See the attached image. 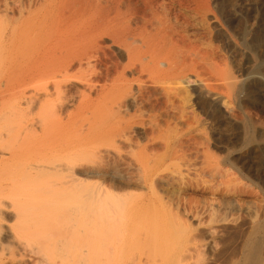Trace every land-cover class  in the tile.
Listing matches in <instances>:
<instances>
[{
  "label": "bare ground",
  "instance_id": "6f19581e",
  "mask_svg": "<svg viewBox=\"0 0 264 264\" xmlns=\"http://www.w3.org/2000/svg\"><path fill=\"white\" fill-rule=\"evenodd\" d=\"M10 3L0 59L7 58L10 74L26 68L28 75L20 74L36 87L14 103L0 97V264H118L130 250L150 253L151 237L139 231L189 220L176 194L190 182L181 170V177L169 174L171 163L190 169L204 157L206 165L216 162L210 172L218 163L237 169L230 151L218 158L213 148L224 123L241 119L252 128L249 109L260 97L229 52L258 42L244 33L255 23L245 12H211L209 0ZM83 12H118L109 18L121 21L118 30L103 19L95 29L90 22L94 41L86 54L75 47L86 40L76 26ZM232 16L239 27H230ZM191 102L215 117L229 110L210 127L206 146L195 134L203 122L187 112ZM17 114L19 124L12 122ZM190 221L187 230L171 221L167 230L191 233L197 225ZM262 224L249 234L240 264H264Z\"/></svg>",
  "mask_w": 264,
  "mask_h": 264
},
{
  "label": "rangeland",
  "instance_id": "374dc122",
  "mask_svg": "<svg viewBox=\"0 0 264 264\" xmlns=\"http://www.w3.org/2000/svg\"><path fill=\"white\" fill-rule=\"evenodd\" d=\"M28 1L29 0H20L19 2L28 3ZM10 2L12 3L15 2L14 3L15 5L20 4L18 3V0H0V30L5 28L7 25L6 12H11L10 10H7ZM12 3H10V5ZM209 6L211 12H231L232 14L236 12L237 16L240 15L238 12H245L251 19V22L255 23L254 28H250L248 26L245 29L244 33L248 39L256 37L258 42L250 45L249 48L236 49V51L233 50L234 52H232L229 49L231 52V53L229 52V54H231L230 59L234 62L233 63L234 67L235 68L240 67L241 69H243L245 75L250 77L253 80V83L255 82L254 84L252 83L253 89L256 92V94L259 95L260 97L258 99L259 101H257L258 104H256L258 105V107L252 106L249 109L251 115V122H253L251 123L252 128L249 131L251 132L252 130V132L251 133L247 132L243 121H241V119H237L235 122H231L230 125L228 126H226L227 124L225 125V123L223 124L224 126L221 124L222 125L220 128L221 131L218 132V134H215V138L218 139L216 147L213 148V151L216 155L215 157L218 158L222 156L224 157L225 153L227 155L228 153L227 151H230L231 152L230 158L232 159L233 164L237 168L235 170L234 168L231 169V167L225 166L224 164L217 162L218 163L217 165L220 164V167L216 166L215 167L216 170L213 169V171L210 172V170L209 171L207 170V168L209 169L208 166L210 165V163H212L214 167V163L216 162L214 160H212L214 162L209 160L210 163H208L209 165L207 164L208 165L207 166L206 162H203L204 157H202V160H198V162H196L197 165L195 167L193 168L191 167L190 169L187 168L186 166L184 167L179 166L180 169H178L176 164L178 162L171 163L173 165L171 166V168L173 167L172 168L173 170L170 168L171 170L169 171L168 169L169 174L178 178L181 176L177 172L181 170L182 175L185 178V182L187 183L190 182L188 185L183 186V188L178 191L179 193L176 194L180 198L179 199L177 197L180 200L179 207L187 211V214L189 215V220L182 219L181 221H176L177 222L176 225H179L178 228H182V227L185 228V224H186L185 222H189L191 220L190 221L191 226L192 225H197V226H192L193 228L191 233L190 231L185 232L183 228V233L185 232L184 233L185 235L184 234L181 235L187 237L186 238L183 237L184 239L183 238L181 239L182 236L180 235L179 237L181 241L179 240V242H177L178 240L171 237L170 235H172V233L167 230L171 228L173 224L175 225V223L172 222V220H164L163 222H165V226L161 221H159V223L161 222L160 223L161 225L157 223L158 227L154 224L150 225L148 227L152 228L153 226H156L153 227L154 228V230H152L153 233L151 232L150 229L149 232L147 228H146V232H144L145 231L144 229H143L144 231L142 230L139 232L140 234L143 233L142 235H145V238L151 237V239L149 238L146 239L149 240L147 241L148 244L151 245V247H153L154 249L147 247L150 250H152L150 253L148 252V250H145L144 247H143L144 250L142 251L134 250L131 252L130 250L129 252L133 254L132 257L130 253L129 254L126 253V255L128 256L124 254V257L122 256L118 264H136V263L137 264H157V263L175 264L173 260L175 261L176 257L178 256L179 258L181 257V259L183 258L182 262L180 261L179 264H240L244 260V254H242L244 253L242 252L244 250L242 249H244L245 247L244 245H246L245 243L247 242V240L250 239L251 235L255 233L254 230L256 228V225L262 224L264 222V78H263L264 76V0H209ZM83 13H81V15H83L82 18L81 16L78 18V19L81 18L80 19L81 21H78L80 25L77 24L76 26L78 30H81V32L82 29L83 31L84 30L86 31L85 33L83 32L82 35L83 37L81 36L82 33L79 32L80 35L78 34V38L79 39L86 38V40L80 39L81 43L79 44L77 43V45L74 46L76 48L78 47V45H81L79 47L83 46L81 48V52L84 50L85 52H82V54H86L89 51L87 49H90L89 47L93 45L91 43V40L94 41L93 35L90 34L92 33L91 31L92 26L94 27L97 24L100 25L101 23H103V21H107V23L104 22V24L108 26L107 28L109 30L112 29L115 30L116 28H117L116 30H118V28L119 29L121 28L120 26L121 21L119 17L117 18L118 21H116L117 20L116 18H115L116 20L111 21V19L114 16L115 17L119 16L118 12H117V16L115 15L116 14L115 12H104V13L83 12ZM105 17L107 20H104ZM237 18L235 16H232L230 27L231 24L233 28H237L240 26V22H238L239 20ZM96 19H98V23H96L97 21ZM100 19H103V21H101ZM94 21L96 25L93 24ZM110 22L113 23L110 24ZM117 22H119L120 24H116ZM84 34H86L89 38ZM86 41L87 43H89L88 45ZM2 43H3V38L0 37V44H1L0 50L2 47ZM83 44L84 45L86 44L85 47ZM226 51H228V48H226ZM3 59H6V61L0 59L1 61H3L0 62V66L5 68L3 69L2 67H0L1 68L0 97L5 96L7 97V100L10 103H14L20 99L21 95L24 94V92L25 94L27 93L35 94L34 88L36 87V84H34V81L31 82L33 79L31 80V78H28L29 76H26L27 74V71L25 70L26 68L24 69V67L21 66L23 68V69L21 68L22 69L21 71H24L26 73L25 75H22L24 74V72L18 71L20 69L19 67H18L19 69L17 68V70L16 69L13 70L12 74H10L11 73L10 70L7 69L10 67L7 58L4 57ZM5 62H7L8 65ZM91 62L94 63L92 59ZM83 69L85 70L88 78L93 74L92 72L93 70L88 69V65H86L85 63L83 65ZM4 70H5V74H2L4 73ZM7 72L9 73V75ZM86 74L84 73L85 76ZM14 75L15 76L17 75L18 77L17 76L15 77ZM9 76L12 78V80L10 78V82L12 83L9 82ZM13 77H15V79ZM188 81H190L189 83L190 88L193 89V87L196 86L195 83L193 82L194 78H192L191 80L189 79ZM148 86L150 87V85ZM159 93H161V89H159ZM92 97L93 99L97 98V95L93 94ZM192 105L193 103L191 102L189 105L190 109L188 108L187 112L191 116L196 115L197 119L199 118L203 122L201 123L204 125L200 126L199 129L197 130L198 133L195 134L197 135L198 139L201 138L199 139V141L200 142L202 141L201 143H203L204 146H206L208 144L207 142L212 143V138L214 137L212 134L210 135V127H212L215 123H217V121L220 122L222 120H225V118L223 119V116L225 117L227 112L229 113V110L227 109L228 110L227 111L226 107H223L219 112L218 117L217 116L215 117L208 112H205L203 110L202 111L197 110L196 107H191ZM233 111H235L234 113H237L235 109H233ZM213 118H217V120ZM23 120L24 119L20 114L12 116L13 123L19 124ZM196 127L198 128V124H196L195 128ZM222 158H220V160ZM212 164L210 165V168H212L211 167ZM187 171L190 173L188 174ZM214 173L215 175H213ZM169 224H171L170 227ZM262 225H264V223ZM185 229L187 230V228ZM173 230L171 231L173 232ZM179 230L177 231L179 232ZM186 233H188V235ZM146 234L149 236H146ZM173 235L174 237L175 235L177 237L178 233L177 234L173 233ZM179 237L177 238L179 239ZM139 238H141V236ZM158 242H161L162 244ZM171 243L172 245L173 244L175 245L172 246ZM145 244L147 245V243ZM156 253H158V255ZM199 253L201 254V256L199 255ZM174 254H176L177 256H175ZM198 255L199 257H197ZM152 256L153 258H151ZM173 256L175 259L174 258L171 259ZM170 259L172 260L171 262ZM165 261L167 262L164 263Z\"/></svg>",
  "mask_w": 264,
  "mask_h": 264
}]
</instances>
